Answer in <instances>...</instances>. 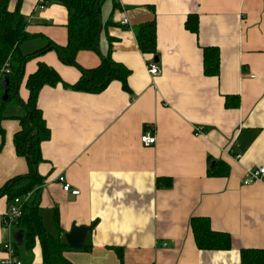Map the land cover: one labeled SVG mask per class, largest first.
<instances>
[{"label": "crops", "instance_id": "crops-1", "mask_svg": "<svg viewBox=\"0 0 264 264\" xmlns=\"http://www.w3.org/2000/svg\"><path fill=\"white\" fill-rule=\"evenodd\" d=\"M40 1L22 2L34 35L21 45L24 54L47 39L68 40L66 7L46 0L40 8ZM192 14L197 32L186 27ZM100 15L99 48L81 50L78 63L93 68L110 55L129 69V89L116 79L98 93L62 83L41 88L37 105L50 136L36 166L44 182L29 201H39L46 229L75 264H241L243 248L264 249V179L245 184L249 169L264 167V0H103ZM152 20L157 51L143 53L135 28ZM206 46L219 48L217 75L204 72ZM41 61L67 84L81 76L54 50L29 58L15 89L23 101ZM150 62L159 76L150 75ZM227 95L238 96L239 105L228 106ZM0 113L1 189L30 167L15 144L25 108L11 101ZM146 128L156 135L154 145L141 142ZM61 176L78 195L64 191ZM12 201L0 195V262L11 243L22 264H43L39 243L28 250L17 223L4 226ZM192 217L229 233L232 247L200 249ZM73 225H93L82 247L65 239Z\"/></svg>", "mask_w": 264, "mask_h": 264}, {"label": "trees", "instance_id": "trees-1", "mask_svg": "<svg viewBox=\"0 0 264 264\" xmlns=\"http://www.w3.org/2000/svg\"><path fill=\"white\" fill-rule=\"evenodd\" d=\"M54 1L66 7L69 14L67 43L60 45L47 39V44L43 48L30 54H24L21 45L34 35L27 30L28 21L21 11L23 0H17L13 8H11L13 0H0V68L7 60L10 61V72L6 74L9 78V99L7 102H1L0 106L17 101L26 110V115L20 119L21 129L15 134V144L17 150L26 156L30 167L28 176L10 179L0 189V195L7 194L11 200L24 196L44 182V179L36 172L37 163L42 158L40 144L50 136L43 113L37 105L39 92L44 85L62 83L75 90L98 93L116 79L122 82L125 89H129L127 83L129 69L114 61L110 55L104 56L100 64L93 68L82 67L77 60V55L81 50L97 51L99 48V35L102 26L100 10L103 0ZM115 5L117 4L115 3ZM186 27L192 32L198 31L197 17L194 14L188 17ZM135 34L139 48L143 53H156L155 20L139 25L135 28ZM48 50H54L65 64L77 66L81 70V76L74 84H67L57 70L41 61L38 63L37 69L27 78L26 86L29 95L27 100L23 101L15 89L23 79L25 62ZM203 53L205 74L217 75L220 69L219 48L206 46ZM1 95L2 90L0 89ZM225 99L228 106L239 105L238 96L227 95ZM234 99L235 102H233ZM1 118L2 114L0 113ZM2 131L0 126V132ZM17 225L23 233L26 249L31 250L39 243L43 264H75L64 254L67 245L46 229L39 201L34 199L23 205ZM191 227L196 244L200 249L222 250L232 247L231 235L213 230L207 217H192ZM241 264H264V249L243 248Z\"/></svg>", "mask_w": 264, "mask_h": 264}, {"label": "built area", "instance_id": "built-area-1", "mask_svg": "<svg viewBox=\"0 0 264 264\" xmlns=\"http://www.w3.org/2000/svg\"><path fill=\"white\" fill-rule=\"evenodd\" d=\"M40 8H44V0L40 1L39 4ZM129 20L127 18L123 19L122 24H128ZM148 71L151 76H159L161 74V70L159 66L155 62H150L148 64ZM10 72V61L7 60L5 64L0 68V78L5 76L7 73ZM195 133L196 134H202L203 129L202 127H195ZM141 142L144 145H154L156 143V135L153 132V129L146 128L145 131L141 135ZM231 154H234V157L236 159H241L242 155L239 153H233L232 150H230ZM264 179V167L259 168H253L249 169L247 171V177L245 179V184H250L254 182H261ZM60 182L63 185V189L66 192H69L73 195H78L79 190L78 189H72L71 184L66 182L65 177L61 176L59 177ZM31 197V192L25 194L21 197H16L10 206L9 213L4 216V226L10 228L12 225L18 222L19 217L22 214V207L23 205L29 201ZM6 251V257L3 258L0 262V264H22V261L17 258L14 248L11 243L6 244L5 246Z\"/></svg>", "mask_w": 264, "mask_h": 264}, {"label": "water", "instance_id": "water-1", "mask_svg": "<svg viewBox=\"0 0 264 264\" xmlns=\"http://www.w3.org/2000/svg\"><path fill=\"white\" fill-rule=\"evenodd\" d=\"M158 58L155 57V61H157ZM0 87L3 88V94L1 96L0 102H6L9 99V78L5 75L3 76L1 82H0ZM93 228V225L86 226V225H73V228L71 231L65 234V239L70 245V247L73 248H79L82 247L85 238L87 236V233L89 230Z\"/></svg>", "mask_w": 264, "mask_h": 264}]
</instances>
